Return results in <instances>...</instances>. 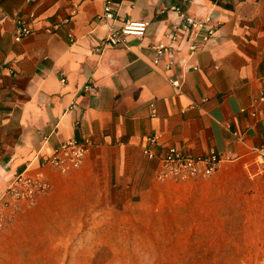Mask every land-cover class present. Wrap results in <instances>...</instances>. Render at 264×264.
Returning a JSON list of instances; mask_svg holds the SVG:
<instances>
[{
	"label": "crops",
	"instance_id": "obj_1",
	"mask_svg": "<svg viewBox=\"0 0 264 264\" xmlns=\"http://www.w3.org/2000/svg\"><path fill=\"white\" fill-rule=\"evenodd\" d=\"M113 1L116 17L105 22L102 0H0V193L61 142L86 139L77 168H42L52 184L46 197L78 186L124 205L157 182L158 162L142 151L149 135L156 150L223 154L216 173L177 189L252 190L264 178V103L253 104L264 90V0ZM176 7L218 24L192 55L184 32L174 31L175 43L167 37L181 21ZM140 20L149 23L144 37L105 43L110 26ZM20 21L31 32L16 42ZM158 42L170 46L173 63H153Z\"/></svg>",
	"mask_w": 264,
	"mask_h": 264
},
{
	"label": "rangeland",
	"instance_id": "obj_2",
	"mask_svg": "<svg viewBox=\"0 0 264 264\" xmlns=\"http://www.w3.org/2000/svg\"><path fill=\"white\" fill-rule=\"evenodd\" d=\"M261 183L197 192L157 181L124 205L65 185L15 213L0 264H264Z\"/></svg>",
	"mask_w": 264,
	"mask_h": 264
},
{
	"label": "built area",
	"instance_id": "obj_3",
	"mask_svg": "<svg viewBox=\"0 0 264 264\" xmlns=\"http://www.w3.org/2000/svg\"><path fill=\"white\" fill-rule=\"evenodd\" d=\"M102 1L103 10L99 19L105 22L113 21L116 17L114 1ZM174 10L179 12L177 7ZM179 16L181 18L180 23L173 26L172 32L167 37L172 43H175L179 38L174 31L184 32L190 55L196 53L205 43L215 37L218 24L213 22L210 15L204 18H196L179 12ZM148 25V21L140 20L127 21L119 28L110 26L105 43L110 46H119L124 44V39L127 36L142 38L146 34ZM30 32L31 30L27 24L20 21L15 28L14 40L18 42ZM154 51V64H159L165 56H168L173 63L174 53L167 43H156ZM167 67H169V64H167ZM170 81L175 88H181V81L178 78ZM61 82H64V79H61ZM258 103H264V90L260 91L253 100L254 105ZM157 145V138L149 135L146 137V146L143 147L142 151L149 159L157 160L158 168L155 178L159 182L183 183L207 178L219 170L225 159L221 152L215 150H210L205 155H194L170 144L159 145L157 150L153 149ZM90 146L91 142L86 139H67L46 155L38 170L30 172L25 168L14 175L0 193V234L11 223L15 213L20 208L25 205H33L40 197L50 192L52 184L42 168L50 166L60 173H66L70 169L77 168L82 163ZM258 150L261 156V171L264 174V146H261Z\"/></svg>",
	"mask_w": 264,
	"mask_h": 264
}]
</instances>
